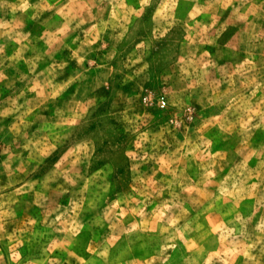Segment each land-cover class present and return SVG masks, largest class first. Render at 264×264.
Instances as JSON below:
<instances>
[{"label":"rangeland","instance_id":"rangeland-1","mask_svg":"<svg viewBox=\"0 0 264 264\" xmlns=\"http://www.w3.org/2000/svg\"><path fill=\"white\" fill-rule=\"evenodd\" d=\"M0 264H264V0H0Z\"/></svg>","mask_w":264,"mask_h":264}]
</instances>
